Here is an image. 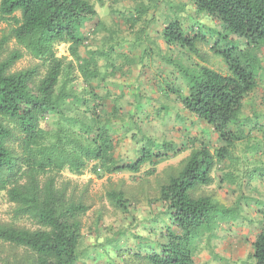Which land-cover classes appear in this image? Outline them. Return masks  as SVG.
<instances>
[{"label": "trees", "instance_id": "1", "mask_svg": "<svg viewBox=\"0 0 264 264\" xmlns=\"http://www.w3.org/2000/svg\"><path fill=\"white\" fill-rule=\"evenodd\" d=\"M189 5L197 18L215 21L218 38L211 35L213 43L200 27L192 31L184 27L188 14L181 18V13ZM150 9L134 10L132 17L121 20L133 33L147 29L137 25L156 21L157 12ZM164 11L156 35L162 44L164 40L191 51L203 44L223 58L222 68L217 69L207 66L208 58L202 55L203 64L189 76L185 91L179 90L177 101L183 111L207 124L220 143L213 147L205 137L199 144L197 137L189 139L190 154L158 188L163 215L154 245L143 257L137 256L147 264H199L197 255L204 246L210 259L222 258L212 241L219 237L221 225L238 214L236 207L196 191L213 183V169L231 156L246 136V122L259 114L244 115V108L260 84V73L264 74V0H187ZM0 22L7 25L0 36V192L13 204L11 221H0V264H79L83 216L90 205L84 200L85 190L77 191V182L70 187L73 181L60 177L63 171L75 176L89 171L101 179L117 172L136 174L150 164L148 174H152L158 164L190 145L183 142L181 149L174 141L133 133L132 139L141 144L135 158L121 157V143L130 128L142 130L149 114L109 85L110 79L130 75L132 65L139 62L115 58L116 53L124 54L115 51L124 39L123 29L114 31L106 49L88 45L95 29L105 28L93 0H0ZM11 41L18 46L9 49ZM62 43L69 44L71 58L58 54ZM25 53L38 63L13 71ZM261 100L264 103V92ZM129 103L134 113L127 112L126 117L124 105ZM159 106L165 112L173 109L176 118L183 119L178 107ZM139 112L144 114L142 120ZM117 120L121 125L115 124ZM107 196L123 212L133 203L123 189L111 188ZM23 219L35 228L21 224ZM252 246L254 264H264V223ZM122 261L115 263L129 264Z\"/></svg>", "mask_w": 264, "mask_h": 264}, {"label": "rangeland", "instance_id": "2", "mask_svg": "<svg viewBox=\"0 0 264 264\" xmlns=\"http://www.w3.org/2000/svg\"><path fill=\"white\" fill-rule=\"evenodd\" d=\"M93 1L96 3L101 20L105 23V28L95 29L88 45L91 48L106 49V44L112 42L110 37L115 36L114 31L123 29L120 35L124 36V39L119 41L120 44L115 45V51L124 54L116 53L115 58L139 59V62L132 65L130 75L128 73L122 78L118 76L110 79L109 85L111 89L119 88L120 92L131 97L129 99L136 100V109L144 110L145 107L150 118H145L142 130L130 128L127 138L121 143V157L135 158L134 151L141 144L137 143V139L134 141L132 135L137 133V137H141V132L156 138L159 142L164 139L174 141L181 149L183 142L190 145L188 141L194 137L199 139L197 144L205 137L206 141H210V145L218 147L220 142L213 130L201 120L183 111L177 101L179 90L185 91L189 76L195 74L203 64L202 57L208 58L205 63L207 66L218 69L222 68V56L214 51L211 53L203 44L197 45L196 51H191L187 46L176 44L170 46L163 39L164 44H162L156 38L161 28L159 22L165 19L164 9L169 10L172 6L182 5L187 0ZM166 4H168L167 8ZM158 5L161 6L157 8ZM144 7H150V12H157L156 21L148 25L140 21L137 27L146 26L147 29L133 33L128 27L129 23L121 19L132 17L134 10H141ZM113 9L116 16H112ZM185 16L184 27L188 31H192V27H200V32L208 35L211 43H213L211 35L218 38L213 19L207 16L197 18L190 5L186 12L181 13V18ZM6 26L4 22H0V36ZM225 43L223 42V45ZM17 46L15 41H11L9 49ZM57 51L60 56L71 58L68 43L58 45ZM262 57L264 59V49H262ZM100 61L105 64L104 57L100 56ZM37 63L38 60L25 53L12 70L19 71ZM174 66L178 70H175ZM111 81L115 83L110 84ZM259 81L255 93L245 101L244 115L251 116L253 111L260 115L256 114L246 122L247 125L244 127L246 136L236 143L231 158L215 166L211 173L214 177L213 183L202 186L196 191L197 195L209 194L217 197L224 204L236 207L238 213L231 222L221 225L217 231L219 237L212 241L216 243L215 252L223 259L216 257L214 260L210 259L211 252L204 246L197 255L199 264L255 263L250 257L253 252L252 242L264 223V103L261 100L264 92L263 73H260ZM144 98H147L145 103L142 102ZM160 103L165 104L168 109L173 106L178 107L184 120H178L173 109L172 112H165L159 106ZM124 107V114L134 113L131 103ZM138 115L142 120L143 112H139ZM125 116L127 117V114ZM118 122L117 120L115 124L121 125ZM192 147L190 145L189 148L180 150L181 152L176 156L158 164L152 174H148L152 168L150 164H145L136 174L117 172L107 174L101 179L95 178L89 171L81 176H75L68 170L63 171L60 177L71 179L73 184L70 187L77 182V191L85 190L86 197H83L90 205L88 212L83 216L85 238L80 247L79 264H116L115 262L122 263V259L129 264H147L141 256L143 257L150 250V245H154L156 233L160 228L158 222L163 215V205L157 200L159 185L166 180L170 170L179 169L181 161L190 154ZM111 188L123 189L130 194L133 203H130L129 211L123 212L113 205L107 196ZM12 207L13 204L8 201L5 192H0V221H11ZM21 224L35 228L30 220L23 219ZM137 253H141V256H137Z\"/></svg>", "mask_w": 264, "mask_h": 264}]
</instances>
